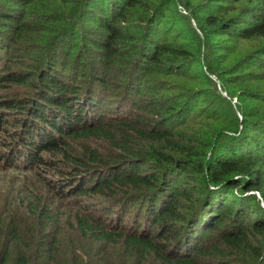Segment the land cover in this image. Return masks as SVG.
Masks as SVG:
<instances>
[{
    "label": "trees",
    "instance_id": "trees-1",
    "mask_svg": "<svg viewBox=\"0 0 264 264\" xmlns=\"http://www.w3.org/2000/svg\"><path fill=\"white\" fill-rule=\"evenodd\" d=\"M184 7L0 0V264H264V0Z\"/></svg>",
    "mask_w": 264,
    "mask_h": 264
},
{
    "label": "rangeland",
    "instance_id": "rangeland-1",
    "mask_svg": "<svg viewBox=\"0 0 264 264\" xmlns=\"http://www.w3.org/2000/svg\"><path fill=\"white\" fill-rule=\"evenodd\" d=\"M171 2L173 3L174 7L178 10V14L179 15H174V13H172V15L168 18V19H164V23L160 26L163 31L165 32L166 30H170L173 29L175 32L177 31H181L183 33V35L185 36H189V31H190V36L189 38L192 36L193 31H195V33L197 32V34H199L197 26H195V22L192 21V19L189 17V13L188 10L185 9L184 5L188 4V5H197L199 3L202 2H206V0H171ZM175 16V17H174ZM174 17V19H172ZM200 35V34H199ZM201 37V35H200ZM202 40V38H200ZM203 53V48L201 47V54ZM211 55H206V58L210 60ZM205 72V68L203 70ZM210 78V80H212V82L214 83V88L216 89V91L221 94L222 97H227V94H225L220 86V82L216 79V77L214 76H208ZM213 85V84H212ZM213 87V86H212ZM26 88L20 89V88H16L15 89V93H12L11 90L6 91L4 94L6 93H10L11 94H18V96L22 95L24 92H28L27 90H25ZM196 90H208L207 86L205 85H195L194 86V92ZM212 89H210L209 91H211ZM0 94L2 95V91H0ZM202 97H198L199 99H196V106H202V100L203 98H205L206 95H201ZM209 100L214 103L216 102V96L213 94L211 97H209ZM237 102L236 98L231 100V104L235 105V103ZM235 110L236 107L234 108ZM16 115L15 114H11L8 116V123H4L3 118H0V120L2 121V123L0 122L1 128H0V151H4L5 147H2L4 141H6L7 139L5 138V136L9 135L7 134L8 131H10L12 128V125L15 123L16 120ZM92 146H96V147H100V143H89ZM77 145V144H76ZM78 146V145H77ZM4 166V163H0V194L3 195L4 197L2 198H6L7 200H5L6 202H9V208L13 205V207H16L17 205L20 207L22 202V199L20 197V192L23 193L25 191H33L36 193L37 196H40L41 190L42 188L40 187L39 182L37 181V179L29 172H23L22 169H16V170H7L5 167V169H3L2 167ZM19 193V196H17V194ZM255 195L258 197V199L260 200V202H262L261 197L255 193ZM21 208H23L21 206ZM16 209V208H15ZM16 211H19L16 209ZM63 212V211H62ZM23 214H18V217H21ZM114 218L113 216L111 217V219Z\"/></svg>",
    "mask_w": 264,
    "mask_h": 264
}]
</instances>
